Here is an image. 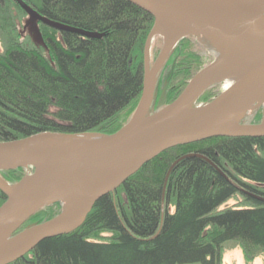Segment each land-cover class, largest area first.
Wrapping results in <instances>:
<instances>
[{
    "label": "trees",
    "instance_id": "obj_1",
    "mask_svg": "<svg viewBox=\"0 0 264 264\" xmlns=\"http://www.w3.org/2000/svg\"><path fill=\"white\" fill-rule=\"evenodd\" d=\"M23 1L51 22L102 37L42 23L46 47L22 43L14 12L21 16L24 11L18 0H0L5 41L0 53V142L42 132L120 131L142 95L144 47L154 20L126 0ZM194 39H183L171 54L158 78L151 113L173 103L206 66L193 49ZM220 93L218 85L208 89L195 106ZM263 117L260 109L245 122L258 124ZM190 154L206 159L182 160L167 180L172 165ZM28 173L33 169L0 175L15 184ZM238 195L242 206L218 211ZM257 197L264 199V138H212L179 146L101 198L82 228L43 241L13 264H223L229 242H238L248 258L255 249L264 253V201ZM6 199L0 191V207ZM61 212L60 203L48 206L20 231Z\"/></svg>",
    "mask_w": 264,
    "mask_h": 264
},
{
    "label": "water",
    "instance_id": "obj_2",
    "mask_svg": "<svg viewBox=\"0 0 264 264\" xmlns=\"http://www.w3.org/2000/svg\"><path fill=\"white\" fill-rule=\"evenodd\" d=\"M126 1L154 20L144 47L139 104L113 135L42 132L0 142V172L33 169L15 184L0 175V191L7 198L0 207V264H13L43 241L82 228L101 198L170 149L212 138H264V117L258 124L243 123L251 112L264 110V0ZM18 2L30 20L87 38L102 37L51 22L23 0ZM157 37L163 38V46L151 64ZM186 38L204 39L221 55L199 71L173 103L151 113L158 78ZM220 43L225 50L218 48ZM220 84L227 85L216 98L195 106L204 92ZM192 158L206 159L200 154L182 157L167 180L179 162ZM56 203L62 205L60 215L20 231L35 214Z\"/></svg>",
    "mask_w": 264,
    "mask_h": 264
},
{
    "label": "rangeland",
    "instance_id": "obj_3",
    "mask_svg": "<svg viewBox=\"0 0 264 264\" xmlns=\"http://www.w3.org/2000/svg\"><path fill=\"white\" fill-rule=\"evenodd\" d=\"M24 13V15L17 16V19H19L17 31L20 35V41L22 43L36 45L44 49V43L39 32V23L36 22V20H30L27 13L25 11ZM3 37V34L0 33V53H3L4 51L5 41ZM192 43L194 51L198 52L203 57L206 66L214 62L221 55V53L212 43L204 39H194ZM162 46L163 38L157 37V39L153 43V47H151V64H153L159 56ZM226 85L227 84L218 85L221 92L226 88ZM256 112H258V110L251 112L249 116L246 117V119L243 121V123H246L245 121L247 119L253 118ZM243 203V198L238 195L237 197L232 198L222 204L218 211H224L232 207H240L243 205ZM171 211L173 212L174 210L171 209ZM110 236V234L103 235V237L106 238H109ZM223 264H264V253L260 250L255 249L250 257L247 258L238 242H229L224 247Z\"/></svg>",
    "mask_w": 264,
    "mask_h": 264
},
{
    "label": "flooded vegetation",
    "instance_id": "obj_4",
    "mask_svg": "<svg viewBox=\"0 0 264 264\" xmlns=\"http://www.w3.org/2000/svg\"><path fill=\"white\" fill-rule=\"evenodd\" d=\"M17 4H19L18 2H17ZM2 7V6H1ZM17 16H19L17 13H15L14 12V18H15V22H16V25L18 26V21H19V19H17ZM40 24H42V23H39V26H40ZM2 29H0V32L2 33ZM3 34V33H2ZM21 40V39H20Z\"/></svg>",
    "mask_w": 264,
    "mask_h": 264
},
{
    "label": "bare ground",
    "instance_id": "obj_5",
    "mask_svg": "<svg viewBox=\"0 0 264 264\" xmlns=\"http://www.w3.org/2000/svg\"><path fill=\"white\" fill-rule=\"evenodd\" d=\"M219 46H218V48L219 49H221V50H223L224 49V45H222L221 43L220 44H218ZM225 50V49H224Z\"/></svg>",
    "mask_w": 264,
    "mask_h": 264
}]
</instances>
